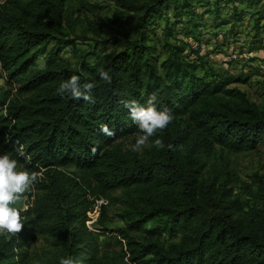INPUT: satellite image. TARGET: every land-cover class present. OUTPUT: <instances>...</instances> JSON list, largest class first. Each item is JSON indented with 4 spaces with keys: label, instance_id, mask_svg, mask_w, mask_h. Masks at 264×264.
Segmentation results:
<instances>
[{
    "label": "trees",
    "instance_id": "1",
    "mask_svg": "<svg viewBox=\"0 0 264 264\" xmlns=\"http://www.w3.org/2000/svg\"><path fill=\"white\" fill-rule=\"evenodd\" d=\"M119 5L111 22L122 36H107L111 23L101 20L68 38L67 28L74 33L82 22L72 19L68 0L0 4V66L19 85L13 98L0 85V153L15 159L18 171L43 175L10 205L24 227L0 235V264H31L28 248L38 237L56 244L42 264H264V184L247 185V208L233 192L230 157L264 148V102L238 86L264 72L249 66L230 74L231 62L211 58L239 40L247 15L254 31L247 52L261 48L264 1ZM76 39L91 41L72 61L66 49ZM72 75L94 85V102L57 94ZM153 95L173 120L133 152L120 140L142 133L122 101L146 106ZM157 138L163 149L154 146ZM70 167L79 180L65 171ZM100 197L119 204L121 225L108 226L107 204H98L97 230L86 226ZM101 236L117 248L103 249Z\"/></svg>",
    "mask_w": 264,
    "mask_h": 264
},
{
    "label": "rangeland",
    "instance_id": "2",
    "mask_svg": "<svg viewBox=\"0 0 264 264\" xmlns=\"http://www.w3.org/2000/svg\"><path fill=\"white\" fill-rule=\"evenodd\" d=\"M4 1L5 0H0V4ZM68 3V11L72 14V19H77L78 22L82 21L81 23L79 22L75 28H73L74 33H71L70 29L67 28L68 32L70 33L68 38H74V36H77L82 31V29L87 27L89 21L100 22L101 20H105L107 24L108 22L111 23L109 26L106 25L104 27L105 31L107 32V36H122L121 34H118V32H123V29L111 22V20L115 18L117 11L121 9L119 0H68ZM248 18L249 15L246 16V19L240 28L242 32L240 33L239 40L235 44H231L227 49H223V52H216L211 56L214 62L219 66H222L225 62H231L232 64L229 63V66L225 65V69H227L230 74H235L240 70H243L244 72H247L248 70L249 72V66H259L261 68L260 70L264 72V31L261 33V48L255 49L252 52H247V42L250 40V37L254 32L249 25L250 19ZM87 36L88 38H92L93 35H91V33H87ZM74 41L75 42L72 44V47H68L66 49L69 50L67 51L66 56L70 57L72 61L76 60L75 56L87 46V43L90 42L91 39H76ZM243 43L245 44L244 46L241 45ZM253 57L256 58V60H253ZM38 61H41L40 57L38 58ZM0 85L4 88V90L9 92L11 91L12 98L17 93L19 87L16 82L8 79L7 73H5L3 67L1 66ZM238 86L247 93L252 101L257 103L264 102V76H253L248 82L238 84ZM136 137L137 135L127 136L121 139L120 143H122L126 149H131V147L136 143ZM149 145L150 141L148 140L147 145L142 147V149L148 147ZM230 157L231 167L235 173L233 175V192L239 195L240 199L248 208V206L251 204V199L247 193V185H252L255 187L258 184H264V148L260 147L257 151H247L245 153L232 154ZM65 171L70 176H74L77 178V180H79L77 177L79 172L74 171L73 168L70 167ZM38 177L42 178L43 175L38 173ZM32 190H35L34 185L32 186ZM106 207L108 209V217L110 218V220L107 221V225L110 227L121 225L118 217L116 216L120 210L119 204L108 203ZM27 208L28 205L23 204L22 209ZM90 215L93 219L96 218V214L91 213ZM92 221L93 220H91L89 223V226L96 231L97 229H95V223ZM100 241L102 242L103 249L115 250L117 248L114 240L105 239L103 236H101ZM28 250L31 256L30 263L42 264L47 259V257L56 252V244L51 240V238L38 237L31 243Z\"/></svg>",
    "mask_w": 264,
    "mask_h": 264
},
{
    "label": "clouds",
    "instance_id": "3",
    "mask_svg": "<svg viewBox=\"0 0 264 264\" xmlns=\"http://www.w3.org/2000/svg\"><path fill=\"white\" fill-rule=\"evenodd\" d=\"M101 79L105 81H111V76L106 71H100L99 73ZM94 85L92 83H84L81 85L80 77L77 75H72L69 79L63 81L57 88V94L64 96L65 94L70 95L75 100H81L88 102L92 101L90 95ZM156 97L153 95L149 97L146 106L139 104L138 102L132 100L122 101L124 106L129 109L130 116L134 122L137 123L140 133L136 137V143L131 147V151L138 152L142 147L147 145L150 137L155 135L158 129L166 128L173 120V115L170 110L163 109L158 110L154 104ZM101 131L108 136H113L114 132L111 131L107 125H101ZM154 146L158 149H163L165 147L162 139H155ZM172 148V145H168ZM92 153H96V148L93 147ZM38 181V174L36 172H29L27 170H17V161L10 158L7 154H0V235H11L15 236L19 234L24 227L21 222L20 211L10 205L16 204L21 200L23 195L30 191L34 183ZM100 197L95 199V207L92 211L88 212V220L96 221L98 217L92 218L89 216L93 213L95 209L98 210V203ZM86 226L93 230L91 227ZM59 264H76L71 258H61Z\"/></svg>",
    "mask_w": 264,
    "mask_h": 264
},
{
    "label": "built area",
    "instance_id": "4",
    "mask_svg": "<svg viewBox=\"0 0 264 264\" xmlns=\"http://www.w3.org/2000/svg\"><path fill=\"white\" fill-rule=\"evenodd\" d=\"M97 202H98V203H106L107 200L104 199V198H101V199L98 200ZM93 213L97 215V214H98V210L95 209V210L93 211ZM93 213H92V214H93ZM90 214H91V213H90ZM90 214H89V215H90ZM90 216H91V215H90ZM91 217H92V216H91ZM90 222H91V220L86 221V223H87L88 226H89V223H90ZM89 227H90V226H89Z\"/></svg>",
    "mask_w": 264,
    "mask_h": 264
}]
</instances>
